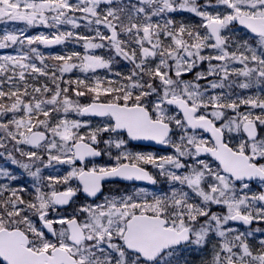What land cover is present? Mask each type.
<instances>
[{
    "label": "snow or ice",
    "instance_id": "obj_1",
    "mask_svg": "<svg viewBox=\"0 0 264 264\" xmlns=\"http://www.w3.org/2000/svg\"><path fill=\"white\" fill-rule=\"evenodd\" d=\"M138 3L143 6L122 0H0V21L57 29L50 34L26 35L20 29L0 35V49L19 47L15 55H0V117L13 115L0 121L6 134L0 137V148L7 150L5 141L15 142L13 149L29 162L21 163L11 152L9 158L36 181L35 195L29 200L20 194L25 188L0 186V196L9 193L6 199L0 198V258L6 264H188L179 258L180 250L187 246L203 249L213 236L220 240L212 246L206 264H264V239L254 247L248 242L252 232L228 227L230 221L264 222V191L249 195L250 182L264 183V163L259 162L264 160V98L231 99L224 91L216 92L231 88L232 77L244 78L238 84L241 89L264 86V0ZM218 5L225 11L207 10ZM178 11L195 14L201 23L192 26L167 18L163 23L152 22L153 17ZM80 21L86 27L103 26L107 34L99 27L94 36L59 30L61 25L79 29ZM235 22L255 34L251 43L231 35ZM70 40L83 41L85 52L46 55L34 46ZM106 47L132 63L125 77L129 83L100 77L64 79L74 69L83 73L111 70L112 56L91 51ZM236 62L242 67H235ZM204 63L206 69L194 72ZM193 72V79H183ZM29 76H42L49 83L29 85ZM85 96L91 102L81 104ZM241 105L260 113H242ZM229 110L234 115H228ZM69 113L108 119L93 128L87 122L69 120ZM52 114L60 118L52 120ZM85 127L87 133L80 134ZM198 130L211 133V146ZM121 132L134 140L169 145L174 153L158 156L123 151L112 166L75 167L77 161L104 154L100 144L124 148L128 141ZM233 133L243 138L230 146L226 134ZM104 134L109 139H103ZM113 134L121 138L113 139ZM22 144L43 149L45 166L53 161L66 163L72 165L71 171L62 177H42L41 168L32 171V167L44 164L45 156L36 150L20 151ZM202 154L213 157L216 167L200 159ZM147 165L173 185L170 192L155 195L138 189L133 195L106 197L104 204L74 209L71 217L49 218L50 211L72 203L79 191L89 197L102 195V181L108 178L156 184ZM0 176L17 179L3 168ZM73 179L82 187H72ZM57 185L64 190H57ZM213 205L226 208V214L212 211ZM80 212L87 214L83 222L76 218ZM30 214L43 228L37 227ZM56 224L61 226L58 232ZM45 229L57 239L49 240Z\"/></svg>",
    "mask_w": 264,
    "mask_h": 264
},
{
    "label": "rangeland",
    "instance_id": "obj_2",
    "mask_svg": "<svg viewBox=\"0 0 264 264\" xmlns=\"http://www.w3.org/2000/svg\"><path fill=\"white\" fill-rule=\"evenodd\" d=\"M199 2L201 4H203V3L206 2V0H199ZM213 2H215V0H213ZM122 3L123 4L131 3V4H136L137 6H143V5H140L139 3L133 2L132 0H122ZM102 7H104V6L102 5ZM207 10L210 11V12L211 11H218V12L225 11L224 8L221 9L220 7L218 8V6L215 9L209 8ZM168 14H164V15H161V16L153 17L152 22L153 23H157V22L163 23L166 18L167 19H173L174 18L173 19L174 21L183 22L186 25L198 26L201 23V18L200 17H198L195 14H193L191 12H188V11H178V12H173V13H168ZM77 15H79V13ZM177 15H179V16H177ZM192 16H194V18ZM80 23H81L82 26L79 29H72L71 25H61V26H59V30L60 31L72 30L74 32L79 33L80 35L94 36L95 35V28L99 27L101 32H104L105 34H107V29H105L103 26L91 25V26H88V27L85 28L84 22L80 21ZM230 27L233 28V32L231 33V35H233L236 39L244 38V39L249 40V42L252 41V37H250L248 34L239 31V29L235 28L234 26H230ZM20 29H24L25 32H26V35H36L38 33L50 34V33H54V32L57 31L56 28H50V27L43 26V25H40V26H26L23 22H14V21H6L5 22V21H0V35H3L5 32H8V31L20 30ZM34 46L40 48V50L42 52H44L46 55H48V54H65V53L72 52V51L81 52L82 54L85 52L84 42L83 41L75 42V41L70 40V41H67L64 44H59V45H56V46H48V47H46L44 45H34ZM108 50H109V48L106 47V48L95 49V50H91V51L94 52V54L102 55V56L106 57ZM18 52H19V47L18 46H12V47H9V48L0 49V55H5V54H13V55H15ZM234 66L237 67V68L242 67V65L240 63H238V62H236ZM195 71H199L198 68L194 69V72ZM74 72L75 71L71 72L73 74V76H74V80L77 77H79L80 79H88V80H92V79L95 78L94 77L95 74L92 73V72L83 73V72H80L79 70H76L75 73ZM96 72H97V77H100L102 79H107V80L116 82L117 84H127V81H125V79H124L129 74L128 73V69L126 67L116 68V69H113V70L97 69ZM194 72L185 74L183 79H185V80L193 79ZM117 74H119V75H117ZM27 80H28L29 85H35V86H40L43 83H49V81H47L42 76L41 77H37L35 79H33L31 76H29V77H27ZM243 80H244L243 77H232L231 81L233 83H232V87L231 88L225 87V89L216 90V92L218 93L219 91H224L226 95H230L231 99L245 98V97H248V96H254V97L255 96H259L261 98H264V86L249 88L248 90L251 91L250 95L242 96V94H241L242 89L238 87V84L243 82ZM236 81H239V82L237 83ZM233 89L234 90L235 89L239 90V94L234 96L233 93H232ZM29 91H31V88H29ZM71 91H72V88H71ZM36 95L39 96V94H36ZM241 106H243V108L240 107L241 109H239V111L242 112V113L243 112H247L249 110H251L254 115L260 113L259 109H250L249 106H244V105H241ZM227 114L228 115H234V113H232L231 110H229V112ZM58 118H60V117L57 114H52V120H56ZM67 118L69 120H79L81 122H87L93 128L98 127V126H103V124L108 119V118H104V117H85V116L78 115L76 113H69ZM41 129H43V128H41ZM88 130L89 129L87 127L81 128L80 129V134H85V133H87ZM198 134H199V136L201 138L206 139L208 141L210 140L209 137L205 133L198 132ZM5 135L6 134L3 132V130L0 129V137H3ZM121 137L128 141V143L125 146V148H129L130 149V145L131 144H130L127 136L124 135V134H121ZM121 137H116L115 134H113V136H112L113 139H117V138H121ZM242 138H243L242 135L238 136L237 134L233 133L232 135L228 136L227 139L230 141V145L234 146ZM103 139H105V140L109 139V135L108 134H104L103 135ZM173 139L174 140L176 139L175 135H174ZM5 143L7 145V150H8L10 148H13V144L15 142L5 141ZM25 146H26V148H25ZM99 146L104 150V152H105L104 156L105 157L101 161H94V162H92L89 165H85V167L90 168V167H92L94 165L95 166H112V165L115 164V157L117 155H120V153H121L120 151L122 150V148L121 149H117L115 146H111V147H107L106 148V146L104 144H100ZM18 147H19V149H22V151H24V152H27V151L35 149V148H33V147L29 146V145H23V144L22 145H18ZM2 149H4V153L2 154L0 152V155H2L6 160L1 161L0 168H3L6 171H8V172L13 174L12 169L9 168V166L12 164L11 159L9 158V152L7 150H5V148H2ZM36 151L38 152V154H41V155L45 156V154L43 152V149H37ZM129 152H131V151H129ZM108 153H110V155ZM135 153H142V154L152 153V154H155V155L159 156V155H170V154H173L174 150L171 151V152H168V153H165V152H161L160 153V152L154 151L151 148H147L145 150H143V149L142 150H138V151L135 150ZM52 154L55 155L57 153H56L55 150H53ZM24 159L25 160L22 163H28L29 162L25 157H24ZM200 159H204V160L210 162L213 167H216V165H217L213 160L209 159L208 157H200ZM188 162L189 163H193V160L191 158H189ZM259 162L260 163H264V160H260ZM33 165L34 166L32 167V171H35L36 167H40L41 168V176L42 177L53 176L48 171V168H52V166H49V165L45 166L46 165L45 163L42 164V166H40L39 163L38 164L35 163ZM67 166L70 169L72 168V165L67 164ZM149 166H150L149 169L152 170L153 173L156 176L158 175L159 177H161L162 184H169L168 183L169 181L167 180V178L159 175L158 170L154 166H152V165H149ZM75 167H81V166L76 163ZM13 170H15V169H13ZM23 171L26 173V175L28 177L31 178V176L28 174V172L25 169H23ZM70 185L71 186L73 185V187H79L78 182H77L76 179H73L72 181H70ZM0 186H7V187H10V188H15V184H14L13 180H10L9 178L4 177V176H0ZM171 186H173V185L171 184ZM41 187L43 188V185H41ZM176 187H179V185H176ZM249 187H250L249 195H251L252 193L259 194L261 191H264V183H262L261 181L252 182V183H250ZM20 188H25V187L21 186ZM44 190L47 191L49 189L45 188ZM184 190L187 191L188 189L185 188ZM159 191H160L159 187L155 188V189H152V190L151 189H146L147 193L155 194V195H158ZM3 195L8 196L9 193L8 192H4L2 194V196ZM21 195L24 196L23 193H21ZM2 196H0V198ZM110 198H112V196H110ZM114 198H118V197H114ZM24 199L26 200L25 196H24ZM104 203H105V200H103V199H101L100 202H94V201H91V200H87V198L84 197V196L79 195L78 198L76 199L75 203L70 208L62 209V210L57 209L56 212H51L50 211L49 212V218L55 219L58 216L71 217L73 215L74 209H79V208L87 206V205L95 206V204H104ZM257 206H259V204H257ZM212 208H219L220 211H218V212L214 211V212L221 213V214H226V211H227L226 208H224L223 206L213 205ZM80 215H82V220L81 221L83 222L85 220L87 214L83 213V212H80V213H78L76 215V217L79 218ZM30 219H33V221L36 223L38 228H43V226L39 222L38 218L34 214H30ZM255 222L257 224L259 223V221H255ZM55 226H56L57 232L60 231L61 226L58 225V224H56ZM228 227L236 229L237 232H252L253 233L252 236L248 237V242L250 244L252 243L254 235H258L259 236V232L255 231V229L259 228V227H257V225H256V227L254 226L252 229H246L243 226L234 225L230 221ZM45 236L49 240H52V241H55L57 239V238L51 239L46 233H45ZM219 240H220L219 237L213 236L212 242L210 244H208L207 246H205L203 249H201L199 247H196V246H187L186 248H183L182 250H180L179 258L181 260H187L188 264H206V262L211 259L212 246L214 244L218 243ZM203 258H205V259H203Z\"/></svg>",
    "mask_w": 264,
    "mask_h": 264
},
{
    "label": "trees",
    "instance_id": "obj_3",
    "mask_svg": "<svg viewBox=\"0 0 264 264\" xmlns=\"http://www.w3.org/2000/svg\"><path fill=\"white\" fill-rule=\"evenodd\" d=\"M109 56H112L113 57V59H114V62H113V64L111 65V70H113V69H116V68H122V67H126L127 69H128V75H130V73H131V69L133 68V65H132V63L131 62H129V61H125L123 58H121V57H119V56H116L115 55V53H114V51L113 50H109L108 51V57ZM109 70V69H108ZM64 79L65 80H69V79H72V80H74V78H73V76H72V73H67V74H65L64 75ZM125 79V78H124ZM135 79V78H134ZM110 81V80H109ZM125 81H127L126 79H125ZM116 83V82H115ZM127 83H129V81H127ZM63 86V85H62ZM250 93H251V91H249L248 89H243L242 91H241V94L242 95H245V96H248V95H250ZM69 94L71 95L72 94V91H71V88L69 89ZM73 98H75V97H73ZM103 99V98H102ZM91 101V97H89V96H85V97H81L80 98V103L81 104H86V103H88V102H90ZM6 103H10L9 101H6ZM1 118H4V121L6 122L7 120H9V119H12L13 118V115L11 114V113H9L7 116H4V117H0V119ZM41 118H43V117H41ZM46 159H47V154H45V162L44 163H46ZM52 163H54V162H52ZM40 166H42V164H40ZM51 169H55V170H53V174L54 173H57V169L59 170L60 168H59V166H57V165H55L53 168H51ZM14 172H15V174L16 173H19V172H21L22 170L21 169H15V170H13ZM19 179H20V181H24V184L28 187V190H30V191H32V187H33V185L36 183V181L35 180H33L32 178H29V177H27L25 174H24V171H22V174L20 175V177H19ZM169 184H167V193L168 192H170V189H171V183L170 182H168ZM64 186L63 185H57V187H56V189L58 190V189H60V188H63ZM159 187V189H161L160 187H165V185L164 184H161L160 186H158ZM28 190H27V192H28ZM34 195H35V192H34ZM34 195H30V197L32 198V197H34ZM215 210H213V211H220L219 210V208H214ZM200 222H203V218H201V221ZM256 225H257V227H259V229H261V230H264V222H259L258 224L256 223ZM256 225H255V227H256ZM260 239H264V231H260L259 232V236L258 235H254L253 236V240H252V245L254 246V247H258L259 245H258V241L260 240Z\"/></svg>",
    "mask_w": 264,
    "mask_h": 264
},
{
    "label": "flooded vegetation",
    "instance_id": "obj_4",
    "mask_svg": "<svg viewBox=\"0 0 264 264\" xmlns=\"http://www.w3.org/2000/svg\"><path fill=\"white\" fill-rule=\"evenodd\" d=\"M219 7L221 9L222 8L225 9V7L223 5H218V8ZM233 26L235 28H238L239 31L248 34L250 37H252V39L255 36V34L250 33V30H248L246 27H244L243 25H239L238 22H235ZM250 42H252V41H250ZM206 68H207V63H204V64L200 65L198 70L200 71V70H204ZM209 79H213V77H209ZM202 82L204 84L207 83V81H201L200 83H202ZM236 82L238 83L239 81H236ZM0 121H4V118H1ZM207 136L210 139L209 140V146H211L212 137H210L209 135H207ZM226 136H227V134H226ZM127 150L135 153V149H134L133 145H130V149L129 148H125V147L122 148V150L120 152L127 151ZM103 152H104V150H103ZM104 155H105V152H104ZM13 174H15L14 171H13ZM135 186L136 185H134V184H132V183H130L128 181H123V180H121V179H119L117 177L111 183H107L106 184L104 193L98 199L94 200V202H100L101 199L105 200L106 197L110 198V196H112V198H114V197H119L121 195H133V193L135 191ZM87 200H90V199L87 198ZM78 220L80 222H82L81 221L82 220V215L79 216Z\"/></svg>",
    "mask_w": 264,
    "mask_h": 264
},
{
    "label": "water",
    "instance_id": "obj_5",
    "mask_svg": "<svg viewBox=\"0 0 264 264\" xmlns=\"http://www.w3.org/2000/svg\"><path fill=\"white\" fill-rule=\"evenodd\" d=\"M87 116H93V115H87ZM210 136H211V133L210 132H207ZM212 137V136H211ZM134 142H136V143H139V144H148V145H153V146H158V147H165V148H167L168 146L167 145H164V144H160V143H158L157 141H154V140H149V139H139V140H134V139H132ZM202 155H206V154H202ZM207 155H209V154H207ZM102 156V155H101ZM101 156H99V157H87L85 160H87V159H90V158H100ZM84 160V161H85ZM83 161V162H84ZM109 180H113V179H115V178H108ZM108 179H106V180H108ZM119 179H121V180H125V181H132V182H146V183H149V184H151L150 182H147V181H139V180H126V179H122V178H119ZM105 180V181H106ZM254 181V180H253ZM103 182V181H102ZM102 191H103V189H102ZM85 194V193H84ZM86 195V194H85ZM99 195V194H98ZM91 198H96V197H91ZM74 199V198H73ZM70 205V204H69ZM68 205H65V206H61L60 208H63V207H67ZM232 222H234V223H237V224H242V225H244L242 222H238V221H232ZM254 225V222L251 224V225H244L245 227H247V228H251L252 226ZM47 231V230H46ZM47 233H49L50 235H52V236H54L52 233H50V232H48L47 231ZM2 261H3V259L2 258H0ZM4 262V261H3ZM5 264H6V262H4Z\"/></svg>",
    "mask_w": 264,
    "mask_h": 264
},
{
    "label": "bare ground",
    "instance_id": "obj_6",
    "mask_svg": "<svg viewBox=\"0 0 264 264\" xmlns=\"http://www.w3.org/2000/svg\"><path fill=\"white\" fill-rule=\"evenodd\" d=\"M45 81H46V80H45ZM206 257H207V256H206ZM190 258H191V257H190ZM183 259H184V258H183ZM187 259H188V258H187ZM203 259H205V258H203ZM203 259H202V260H203ZM207 259H208V258H207ZM204 261H205V260H204ZM206 261H207V260H206Z\"/></svg>",
    "mask_w": 264,
    "mask_h": 264
}]
</instances>
